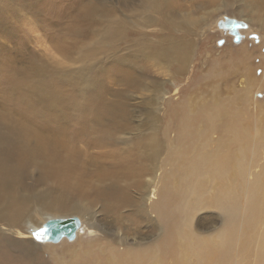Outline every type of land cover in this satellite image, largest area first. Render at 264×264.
<instances>
[{
    "label": "bare ground",
    "instance_id": "bare-ground-1",
    "mask_svg": "<svg viewBox=\"0 0 264 264\" xmlns=\"http://www.w3.org/2000/svg\"><path fill=\"white\" fill-rule=\"evenodd\" d=\"M220 2L222 4L218 5ZM228 3L235 9L219 18L210 16L215 10L226 9ZM231 21L242 24L244 39L256 31L260 35L257 42H264L260 32L264 29V0H0V248H7L0 256L4 264H33L44 249L52 252L55 248L67 247L81 250V254L72 258L73 262L81 258V263L89 260L88 264L169 263L165 255L160 256L164 248L162 241L155 246L150 244L146 257L134 249L133 241V245L127 242L117 247L111 241L107 247H97L95 244L101 236L96 237L99 229L78 218L84 217L88 206L70 204L63 197L102 204L106 218L120 215V208L132 204L136 210L133 215L138 216L142 224L147 213H155L160 220L169 216L170 209L160 198L165 194L169 202L182 199L186 203L185 222L191 221L194 209H208L203 196L207 183H225L234 177H243V163L253 139L247 128L250 124L240 125L244 107L237 108L231 101L201 106L183 101L171 105L164 96L160 98L158 85L149 83L145 76V64L154 61L183 77L191 66L192 50L197 47L196 41L200 44V36L204 37L205 31L210 33L211 28L223 36L227 32L222 34L219 29L232 30L227 26ZM37 25L43 35L54 42L53 48L74 55L75 62L82 66L65 69L38 62L27 42V32L31 33ZM68 36L74 38L72 42ZM88 38L99 45L113 42L125 48L121 51L100 47V50L113 52L114 56L99 61L96 45L87 52L85 40ZM247 43L245 41L239 49L226 48L222 53L233 62L238 60L236 65L247 76L246 89L250 90L255 85L248 80L245 68L249 57L245 49ZM96 58L99 65H96ZM103 75L106 79L142 88L147 96L133 99L140 100V105H136L138 111L125 98L115 103L104 99L103 94L108 90L100 78ZM79 92L83 98L84 94L92 95L88 104L81 101ZM35 105L40 106L36 111ZM160 107L168 108V114L164 113L173 121L179 120L175 139H180L175 142L186 159L177 161L178 165L175 163L171 171L167 170L164 176L168 180L166 183L162 180L164 187L158 194L160 187L150 188L143 179L158 170L162 153L158 133ZM68 110L75 113L71 116L69 111V117L77 120L76 125L69 122ZM261 129L254 137L262 143L264 129ZM126 130L136 135L137 152L132 146L125 148L123 152L129 156L113 164L116 168L113 174L106 176L104 173L102 180L91 178V171L83 165L86 154L80 150V143L107 145L111 149L109 155L113 156L120 150L112 149L114 145L106 140ZM217 132L220 136L213 139L212 134ZM88 137L90 139H86ZM35 163L54 179L50 187L40 192L42 195H35V186L24 182ZM127 176L138 186L134 189V197L129 196L128 188L119 187V179ZM55 192L62 195L58 197ZM248 196V207H256L264 199V168L258 182L249 186ZM217 197L224 198L220 208L226 205L234 218L240 215L241 210L235 205L238 195L224 191L217 193ZM88 214L96 217V212ZM151 218L150 224L157 221ZM65 220H74L76 231L63 233L58 243L46 240L43 235L46 223ZM39 233L48 242H43L44 239L40 242L42 238L38 236L35 239V234ZM186 234L182 231L178 234L184 246H188L180 256L183 263L195 257L201 264H215L219 256L226 263L229 252L223 251L231 244L229 229L208 236L190 225ZM258 245L262 254L259 250L257 264H264V229L258 235ZM58 253L54 256L61 264H67L59 259Z\"/></svg>",
    "mask_w": 264,
    "mask_h": 264
},
{
    "label": "rangeland",
    "instance_id": "rangeland-1",
    "mask_svg": "<svg viewBox=\"0 0 264 264\" xmlns=\"http://www.w3.org/2000/svg\"><path fill=\"white\" fill-rule=\"evenodd\" d=\"M221 4L222 2H220L218 5ZM233 9H235L233 4L228 3L226 9H223L219 12H216L215 10L210 14V16H216L217 18H219L222 17L223 14H225L227 11H232ZM211 17L209 18V20L211 19ZM209 20L207 22H209ZM209 24L210 23H208V26ZM39 28L40 27L37 25V28L31 31V33L27 32V37L29 36V40H27V42L28 46H30L28 47V49H30L31 52H35V59H37L38 62L45 63L46 65H49L51 67L53 66L65 69H76L82 66V64L75 62L74 55L71 56L72 54L70 53H64L59 51L58 49L53 48V46H55L54 42L50 41L47 36L43 35V30ZM211 30V32L209 31L210 33H208V31H205L204 37L203 35L200 36V44H198V41H196L197 47L196 49L193 48V55L191 54V66L189 70L185 72L183 77L175 75L172 69L168 68L167 66L162 67L161 65L156 64L154 61H147L148 64L145 62V76H147L150 80L149 83L152 81V84L155 83L158 85L159 91H161L160 98L162 99L164 96L165 100L169 101L171 105H176L183 101L199 106L204 103L213 105L219 102L231 101L237 108L242 109L244 107L242 109V111H244V117H241L240 125H243L245 127L250 124L249 126H247V128H250L249 132L253 139H251L248 145L247 160L243 163V166L245 168L243 177H234L233 179L225 183H207L203 189V196L207 200L206 205L209 206L208 209H194L191 221L187 219L185 222V215L183 213V210L186 203L182 199H179L175 202H169L165 199V194L160 198L165 200V202L167 203L168 208L170 209L169 216L163 220H160V217L157 218V215L155 213H147L148 215L145 218V222H143L142 224L140 223V219L138 218V216L133 215V211L136 210H133L132 204L125 206V208H120L118 210V212H120V215L118 214L115 217L111 216L109 218H106L102 212V204H98L97 202H93V204H90L86 201H79L81 199L74 200L68 196H64L63 199L67 198L70 204L88 206L84 210V217L78 218L83 220L85 219L91 222L93 226H96V229H99V234L96 237H99V235L101 236L98 242L95 244L97 247H107L108 244L111 243V241L113 245H116L117 247H120V244L127 242L129 243L128 245H133L131 243L133 241L135 245L133 246L134 249L146 257L148 246L150 244H153L155 246L157 242L159 243V241H162V245H164V248L160 256L165 255L164 258L166 257L167 261L169 262H165V264H201V260L198 261V259L195 257L189 258L186 263H183L180 258V256H182L184 250H186L188 246H184V243L182 242L183 240L178 236V234L182 231L187 236L188 234H186V232H188L189 226L193 225L199 233L208 236H216L220 233V231L224 229H229L231 231L232 238H230V247H228L227 250L223 251L229 252L227 257L225 258L226 263L221 258V256H219L215 264H244L245 260L246 264H257V255L259 254V250L262 254V248H259L258 245V235L264 229V199H261L256 207H248L247 203L249 198V186L258 182L260 174L262 173L264 168V142L261 143L259 138L254 137L257 135L261 127V130L264 129V108H262L264 107V42H257V40L260 38V35H258L259 32L256 31L249 34V36L251 35L250 38L248 36L244 39V30H241L237 27H234L232 30L219 29L222 34L223 32H227L224 33L225 35L223 36L219 35L217 29L211 28ZM260 32L261 36L264 37V29H262V31ZM207 35L209 37H207ZM254 35L257 36L255 37ZM71 37L72 36H68L67 39H70V41L72 42L74 38ZM225 37L227 38L228 42H225ZM34 39L35 41H33ZM85 41L87 42V52L92 50V47H94L95 45L98 47L99 61H105V59L114 56L113 52L105 49L100 50V47H114L121 51L125 48L124 45L114 44L113 42L99 45L95 42V40L91 42L90 38L86 39ZM245 41H248L245 49L249 54V57L245 62V68L248 70V80L253 83L252 85H255L250 90L246 89L247 76L241 73L240 67L238 68L236 65L238 64V60H234L233 62L230 59H227V56L222 53V51H224L226 48H241L244 45ZM95 62L96 65H99L100 63L98 62L97 58L95 59ZM84 67L88 68L87 65H85ZM160 72L162 74H160ZM163 72H165V75L163 74ZM100 78L103 80L102 82L104 88L108 90L103 94L104 99L107 100V102L115 103V101H119L120 99L125 98L127 99V102L134 108V110L138 111L136 105H140V100L133 99L137 97L143 98L144 96H147L146 93L142 91V88L140 86L132 87V85H130L128 82L120 80H118L117 82V79H115L116 81L106 79L104 75L100 76ZM160 85L163 87H161ZM81 90L82 89L80 88V92ZM139 90L141 93L139 92ZM80 92L79 95L81 101L84 104H88L90 102L89 100L92 99V95L84 94L85 97L83 98ZM171 105L169 106V109H171ZM39 107V105H35V111ZM259 107L262 109H260ZM160 108L161 111L158 112V133L162 145V153L158 159V170L152 175L145 176L143 179L149 183L150 188L156 186L160 187L158 194L160 193L161 188L164 187V185L162 186V180L165 183L168 180L164 176L167 170L171 171L175 167V163L178 165L177 161L181 162L186 159V157L181 153L177 143L175 142V140L180 139H175L178 131L177 121L179 120L175 119V121H173L172 118H169L167 116L168 108ZM258 109L262 111L259 112ZM69 111L70 110L67 111L69 122L76 125L77 120L74 117H69V113L71 112ZM255 111L259 116L256 115ZM164 112H166L167 114ZM14 113L16 112H13V114ZM252 113L253 117H251ZM70 114H72L71 116L75 115V113L73 114V112H71ZM255 115L257 116L258 120L260 119V117H262L263 119L261 118L258 121ZM244 120L245 122L247 121V124H244ZM254 120L256 121L254 122ZM256 123H258L259 126ZM35 125L38 124L35 123ZM138 125H140V123ZM114 127H116V123L114 124ZM125 132H120L116 135H112L110 139L106 140L114 145L112 149L120 150L121 153H116V156L109 155L111 149L107 145L94 146L89 143L86 144L85 142L80 143V150L83 149L86 154V161L83 162V165L85 164V169L88 170L89 168V170L91 171V178L102 180L103 178L101 176H103L104 173L106 174V176L113 174L116 170V168L113 167V164L116 162L118 163L119 161L124 160L129 156L127 152H123L125 148L132 146L137 152L138 143H136V135L128 133L131 132L130 130H126ZM219 136V132L212 134L213 139H217ZM86 139H90V137ZM122 152L123 155H121ZM42 163L45 164L44 161H42ZM39 166L40 165L35 163V166L31 167V172L24 179V182L27 185L35 186V195H42L40 192L45 190L46 187L51 186L50 181H54L53 177L46 172L41 171L39 169ZM116 173H119V171H117ZM43 179L44 183H42L41 185L40 183L43 181ZM169 180H172V178L170 177ZM104 183H107V181H105ZM38 184L39 186L36 187ZM118 184L119 187L125 186L126 188H128L127 193L129 194V196H135L136 192L134 191V189L138 188V186L135 185V180L133 178H120ZM224 191H228L230 194L238 195V202L235 203V205L241 210V212L237 218L233 217L229 209L226 208V205L220 208L221 202L224 200V198L217 197V193ZM55 195L59 197L62 195V193L55 192ZM145 204L148 206L150 204V201H146ZM255 204H257L256 201ZM95 212L96 217H91L89 216L90 214H88H92ZM151 217H153L154 219L157 218V221L151 222L150 224L149 222L152 221ZM254 218H256V220L250 226V222ZM35 235V239H38L37 236L39 238L41 237L42 239H39V241L42 242L44 236H42L40 233ZM86 237L87 236L85 235V238ZM87 240H90V238H87ZM43 242L48 241L44 239ZM6 250V247L0 248V252ZM60 251L64 252L58 253ZM55 253H58L59 259L65 261L67 264L89 263V260L81 263V258H78L76 262H73L72 258L75 255L81 254V250L79 249V247H67L55 248L52 252L44 249L41 252L39 258L35 259V262L33 264H61L60 261L54 256ZM4 263L5 262H3L2 257L0 256V264Z\"/></svg>",
    "mask_w": 264,
    "mask_h": 264
},
{
    "label": "water",
    "instance_id": "water-1",
    "mask_svg": "<svg viewBox=\"0 0 264 264\" xmlns=\"http://www.w3.org/2000/svg\"><path fill=\"white\" fill-rule=\"evenodd\" d=\"M228 28L233 29L237 27L240 29L242 26L241 23L228 22ZM76 231V223L74 220H65L60 222L50 221L48 222L43 229V235H45L46 240L52 242H59L63 233L72 234Z\"/></svg>",
    "mask_w": 264,
    "mask_h": 264
}]
</instances>
